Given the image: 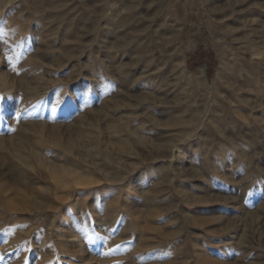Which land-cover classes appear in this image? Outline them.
<instances>
[{
    "label": "rangeland",
    "instance_id": "374dc122",
    "mask_svg": "<svg viewBox=\"0 0 264 264\" xmlns=\"http://www.w3.org/2000/svg\"><path fill=\"white\" fill-rule=\"evenodd\" d=\"M0 77V264H264V0H0Z\"/></svg>",
    "mask_w": 264,
    "mask_h": 264
},
{
    "label": "bare ground",
    "instance_id": "6f19581e",
    "mask_svg": "<svg viewBox=\"0 0 264 264\" xmlns=\"http://www.w3.org/2000/svg\"><path fill=\"white\" fill-rule=\"evenodd\" d=\"M203 69V68H202ZM1 78V77H0ZM4 78V77H3ZM146 84H148V83H146ZM95 90V89H94ZM92 93V92H91ZM90 93V94H91ZM86 97L87 96H81L80 94H76L75 92H74V94H70L69 95V102H76L77 100H79V99H81V98H85L86 99ZM12 100V99H11ZM11 100L10 101H8L7 102V105H6V109H8L10 106H11ZM64 102V101H63ZM6 109L3 111V113L4 112H6ZM165 126V125H164ZM90 144V143H89ZM155 146H157L158 147V145H155ZM155 146H154V148H155ZM95 148V147H94ZM160 148V147H159ZM97 149V148H96ZM161 149V148H160ZM174 151H176L177 152V154L176 155H174ZM156 153V152H155ZM141 155V154H140ZM143 155V154H142ZM147 156V155H146ZM156 156V155H155ZM185 155H184V150L181 148V146L179 145V144H174L173 146H172V148H171V151H170V155L168 156V158H166L165 159V161H164V165L161 167L162 169H165V167H167V174L169 173H171V172H174V166L176 165V162H178L179 160H181L183 157H184ZM41 157V156H40ZM142 157V156H141ZM148 157V156H147ZM140 159V158H139ZM45 160V159H44ZM53 164V163H52ZM166 165V166H165ZM51 166V165H50ZM177 166V165H176ZM51 168V167H50ZM56 172H59V175H57L56 174ZM81 172V171H80ZM48 177L50 178V179H52V182L54 183V188H55V190H64V189H67V191H68V193H69V195H71V193L74 191V189H77V191H79V190H82V189H85L84 187H86V185H84L85 183H86V181L84 180V181H81V178H83L81 175H80V173L79 172H69V171H67V172H65L63 169L61 170V169H58V170H55V169H53L52 171L50 170L49 172H48ZM114 178V177H113ZM121 178V177H120ZM120 178H116L115 180H119ZM121 179H123V178H121ZM88 180V179H87ZM130 182V181H129ZM262 182V184H263V182H264V180H262L261 181ZM120 183V182H119ZM92 184V183H91ZM91 184H89V186L91 185ZM129 184V183H128ZM262 184L261 185H259V187H261L262 186ZM98 185V184H97ZM52 187V186H51ZM91 187V186H90ZM93 187V186H92ZM259 187H257V188H259ZM26 188H27V190H29V193H28V195H31V196H34V195H36L37 197L39 196L40 197V195H39V193L40 192H37V193H34V192H36V190L34 191V186H33V184H28V186H26ZM25 188V189H26ZM47 189H49L50 187H46ZM41 189H43V188H41ZM4 192H6V190H7V188H3L2 189ZM76 192V191H75ZM68 196V195H67ZM79 196V195H78ZM36 198V197H35ZM56 198V197H55ZM62 198H64V197H62ZM67 198V197H66ZM34 199V198H33ZM65 199V198H64ZM81 197L80 198H75V200H74V202H73V205H72V207H71V210H72V212L74 213V210L75 209H77V207H78V205H80L79 203L80 202H82L81 201ZM62 200V199H61ZM33 201V205L35 206V208H38V209H40L41 207H43L41 210H43V211H47L48 209L47 208H49L47 205H45L43 202L42 203H40L41 201L38 199H34V200H32ZM53 201V200H52ZM51 201V202H52ZM93 201V200H92ZM115 201V200H114ZM83 203H85V201L83 200ZM87 203V202H86ZM109 204V203H108ZM108 204H107V206H108ZM113 205H114V202L112 203ZM85 205V204H84ZM112 205V206H113ZM33 206V207H34ZM111 206V205H110ZM81 207H83V206H81ZM80 207V208H81ZM61 209H64V208H61ZM67 209V208H66ZM66 209H64V212H65V210ZM84 209V208H83ZM97 209V208H96ZM99 209V208H98ZM101 209V208H100ZM79 210V209H78ZM84 211H86L85 209H84ZM97 211V210H96ZM63 212V213H64ZM111 213H113V211L111 212ZM114 213H116V212H114ZM113 213V214H114ZM105 214V213H104ZM109 215H110V213H108ZM62 219H63V221L61 222V224L59 225V227L64 231V230H66L64 227H63V224H65L68 220H69V214L68 213H64L63 215H62V217H61ZM109 218V217H108ZM110 219H111V217H110ZM109 219V220H110ZM114 218L112 217V220H113ZM106 221V222H104L102 225H101V229L102 228H105V229H111V228H113V226H111V225H113V223H111L110 221ZM111 220V221H112ZM88 222H89V220H87ZM94 222V221H93ZM110 222V223H109ZM113 222V221H112ZM77 223V222H76ZM94 224V223H93ZM97 225H98V223H96ZM109 224V225H108ZM99 225H100V223H99ZM103 226V227H102ZM104 226H106V227H104ZM104 229V230H105ZM103 231V230H102ZM68 232V231H67ZM8 234V233H7ZM74 237H75V235H73ZM76 238V237H75ZM10 238L8 237V236H6V237H4V240H9ZM74 254H76L75 252H73ZM72 254V253H71ZM73 254V255H74ZM78 256V255H77ZM76 257V256H75ZM75 257L73 258V259H75ZM77 259V258H76ZM76 264V263H75Z\"/></svg>",
    "mask_w": 264,
    "mask_h": 264
},
{
    "label": "snow or ice",
    "instance_id": "6c2138e0",
    "mask_svg": "<svg viewBox=\"0 0 264 264\" xmlns=\"http://www.w3.org/2000/svg\"><path fill=\"white\" fill-rule=\"evenodd\" d=\"M53 109H55V105L53 106ZM16 115H17V117H19L20 114L17 113ZM0 118H2V117H0ZM88 239H89V241H91V240H92V237H88ZM96 239L99 240V241H101V243H103V241H104L106 238H105V237H101V236H97ZM118 247H119V245H117V248H118ZM112 251H113V249H108L107 252H101L100 254H101V255H104V256H107V255H109ZM168 254H170V253H168ZM116 264H120V262L117 261Z\"/></svg>",
    "mask_w": 264,
    "mask_h": 264
},
{
    "label": "water",
    "instance_id": "95a60500",
    "mask_svg": "<svg viewBox=\"0 0 264 264\" xmlns=\"http://www.w3.org/2000/svg\"><path fill=\"white\" fill-rule=\"evenodd\" d=\"M177 154V152L176 151H174V155H176Z\"/></svg>",
    "mask_w": 264,
    "mask_h": 264
}]
</instances>
